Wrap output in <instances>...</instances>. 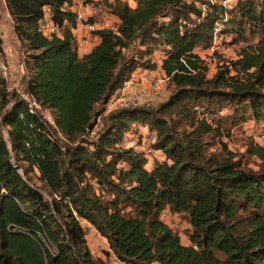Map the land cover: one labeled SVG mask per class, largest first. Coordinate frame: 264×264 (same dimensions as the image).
<instances>
[{
  "label": "trees",
  "instance_id": "obj_1",
  "mask_svg": "<svg viewBox=\"0 0 264 264\" xmlns=\"http://www.w3.org/2000/svg\"><path fill=\"white\" fill-rule=\"evenodd\" d=\"M98 1L119 24L92 32L98 43L78 57L70 32L74 14L64 8L72 0H4L25 48L21 87L50 113L53 127L0 78V264H100L90 255L81 220L125 264H264V127L263 144L247 146L259 169H243L229 152H207L203 138L222 130L197 113L229 106L230 126L248 119L264 125V62L251 77L244 72L237 79L223 66L208 78L193 52L210 46L216 27L223 36L242 40L246 32L264 43V0H234L227 10L218 0H132L133 8ZM44 7L62 27L59 36L37 29ZM135 40L163 51L160 69L173 90L155 106L111 111L91 135L100 105L129 74L155 68L148 59L123 61ZM237 64L249 68L243 60ZM134 125L154 133L152 148L163 161L145 168L144 155L120 144ZM48 128L63 140H50ZM30 169L41 187L28 179ZM165 206L186 214L187 245L158 218Z\"/></svg>",
  "mask_w": 264,
  "mask_h": 264
},
{
  "label": "rangeland",
  "instance_id": "obj_2",
  "mask_svg": "<svg viewBox=\"0 0 264 264\" xmlns=\"http://www.w3.org/2000/svg\"><path fill=\"white\" fill-rule=\"evenodd\" d=\"M121 1H126L130 8L135 6V3L132 0ZM201 1L206 0H196L197 4ZM94 4L96 8V11L94 12L95 16L105 19L107 17L109 18L110 14L103 9V5L98 0H95ZM163 12L167 13L168 10L166 9ZM110 21L111 23H109ZM110 21L107 23V27L103 28H111L115 30L117 27L116 23H114L112 20ZM220 36L221 39L220 41L217 40V46H214L213 48L210 46L207 48H199L193 51L206 64V77H211L217 68H222L223 66H227L229 68L231 75L237 74V79L240 78V75L244 72H247L249 77H251L256 71L257 65H259L261 62H264V43L262 42L258 44V38H251L246 32L245 38L242 40H237L236 35L233 33L226 34L224 36L220 34ZM0 38L2 40L3 55H12L16 58V61L19 60L21 56H24V44L17 40L12 30V22L7 15L4 0H0ZM148 49H150L149 52L147 51ZM130 57L141 58L142 60L148 59L156 66H160L163 57V51L156 46H152L150 43L139 45L138 41L135 40L124 52L123 61L128 60ZM239 60L247 62L249 64V68L243 71L239 66L240 64L233 66V62ZM261 72L260 88L261 91L264 92V63ZM21 76L22 75H20L18 72L15 73V84H18L19 88L21 86ZM157 77H160L161 79L157 87H152L151 82H143L142 86L149 87L150 91L147 96L148 99L146 103H143L142 105L155 106L159 102L165 100L173 90L172 84L168 78L165 77L162 71L160 73L158 70H152L150 72V78L155 79ZM206 110V112H203V109L198 108L197 113L202 112V115L207 118V122L209 124H211L213 127H219V129L222 130V135L219 137L214 136L211 138L210 135H207L203 138L206 142L207 152H212L218 156H223L226 152H229L232 154L233 160L239 167L243 169L258 170L259 161L254 156H251L247 153V146L249 143L258 145L263 144V123L261 121L248 119L243 123L230 126L226 121V119L232 113V110L229 106H224L222 108L211 106V108ZM141 126L142 125H140V127ZM139 128L136 127V130L132 134L130 133L129 136H127V133H124L122 136L123 141L121 140L122 145L126 146L128 143H130L129 141H131V146L136 152L146 156L147 160L149 159L150 162L152 160L155 161V158L160 155L162 156V154L161 151L154 152L152 148L153 143L148 141L149 134L152 131H149L148 129L142 134ZM225 130L228 131V136L225 135ZM221 143H224V150ZM150 166L145 165L144 167L149 168ZM26 175L34 186L38 188L41 187V184L38 181L37 172L30 169L27 171ZM128 210L131 211L128 208H126L125 211L129 212ZM158 218L167 224L178 235L179 240L183 245L188 244V234L190 228L186 214L174 213L169 209V207L165 206L158 213ZM80 224L83 228L86 245L89 249L91 257L100 262V264H110L113 256L106 251L107 244L105 239L98 235L93 227L87 224L85 221L81 220ZM91 230L96 232L95 237H92Z\"/></svg>",
  "mask_w": 264,
  "mask_h": 264
},
{
  "label": "built area",
  "instance_id": "obj_3",
  "mask_svg": "<svg viewBox=\"0 0 264 264\" xmlns=\"http://www.w3.org/2000/svg\"><path fill=\"white\" fill-rule=\"evenodd\" d=\"M234 0H218V3L221 4L226 10L229 8V4ZM95 0L91 2H86L84 0H72V2L69 5H65L64 8L71 13L74 14V27L70 28V32L73 35L74 38V45L75 48L78 47L79 41L83 39V34H80V36H76L77 31L80 30V32H85L86 34H91L96 29L94 23H89L88 18L93 15V13L96 11ZM37 29L43 34V35H55L59 36L62 30V27L58 26L55 22H53L50 10L48 7L43 8L42 16L37 21ZM219 28H214L213 31V40L210 44V47L213 48L214 46H217V40L220 41V34H219ZM199 48H195L193 51L197 50ZM163 58V57H162ZM18 72L20 75L24 73V64L22 61L18 63L17 65ZM160 68V67H159ZM155 70L156 65H155ZM154 69H147L142 67H136L130 74L128 79L122 84V86L116 90L114 93H112L101 105H100V111L96 114V116L93 118V126L90 131V134L92 135L102 124V121L104 117L110 113L111 111L118 109V108H125V107H134L142 105L143 103H146L148 99V94L150 91L149 87H143V82L149 83L151 82L152 87H157L160 82V77H157L155 79L150 78V72ZM161 73V69L158 70ZM163 72V71H162ZM162 75V74H161ZM13 75L10 71L9 65L7 61L5 60L4 56L0 55V78L4 79L7 82V89L8 90H14L15 93L18 95L19 99H21L25 104L30 113H39L42 120H44L46 123L50 124L53 127V121L50 113L46 110H42L36 100L29 94L25 93L20 86L18 87V84H13ZM164 77V76H163ZM166 77V76H165ZM21 78V77H20ZM167 78V77H166ZM152 106V105H151ZM145 127V126H143ZM146 128V127H145ZM49 129V128H48ZM133 126L130 127L128 131H126L127 134L132 133ZM48 138L54 139L59 138L63 140L61 134L54 130L53 128H50L47 134ZM123 141V140H122ZM148 141L151 143L155 142V136L154 133L151 132L149 134ZM122 145V142L120 143ZM123 147H126L125 145H122ZM132 147V146H129ZM155 149H153L154 151ZM160 151V150H159ZM3 193V189L0 188V195ZM92 237L96 235V232L94 230H91ZM107 244V243H106ZM106 251L112 255L110 249L106 248ZM113 256V255H112ZM113 263L114 264H125L123 262L118 261L113 256Z\"/></svg>",
  "mask_w": 264,
  "mask_h": 264
},
{
  "label": "crops",
  "instance_id": "obj_4",
  "mask_svg": "<svg viewBox=\"0 0 264 264\" xmlns=\"http://www.w3.org/2000/svg\"><path fill=\"white\" fill-rule=\"evenodd\" d=\"M95 13H93V17L91 16V17H89L88 18V22L89 23H94L95 24V27H96V29H101V28H103V27H107V23L110 21V20H112L114 23H116V25H118L119 24V20L117 19V17L116 16H114V15H112V14H110V16H109V18L107 19H105V18H101V17H97V16H95L94 15ZM8 15V14H7ZM109 23H111V21L109 22ZM80 34H83V39L82 40H80L79 42V45H78V47L76 48V53H77V56L78 57H81V56H83L84 54H86V53H88L92 48H93V46H95L97 43H98V41H99V39H98V37H97V35L96 34H93V33H91V34H86L85 32H80V30L79 31H77V34H76V36L78 37V36H80ZM6 59V61H7V63H8V65H9V68H10V71L12 72V75L14 76L13 78V86L15 85V73H17L18 72V68H17V65H18V63H20L21 62V57L19 58V60H17L16 61V58L15 57H13L12 55H7L6 54V56L5 55H3ZM160 66L159 65H157L156 66V69H160L159 68ZM19 73V72H18ZM137 128H139L140 127V125H135ZM135 126H133V132L136 130V127ZM140 132L143 134V133H145V131H147L148 129L147 128H145V127H143V126H141L140 128ZM132 132V133H133ZM131 133V134H132ZM151 133V132H150ZM130 135V133L129 134H127V136H129ZM129 140H130V138H129ZM130 143H128L127 145H126V147H129V146H131V141H129ZM156 151H159V150H154V152H156ZM161 154H162V156L160 155V156H157L156 158H155V161H163L164 160V155H163V153L161 152ZM144 157H146V156H144ZM153 161L154 160H152L151 162H150V160L148 159L147 160V157H146V164L145 165H148V166H150L151 165V163H153ZM151 167V166H150ZM110 264H114L113 263V258H112V260H111V262H110Z\"/></svg>",
  "mask_w": 264,
  "mask_h": 264
},
{
  "label": "water",
  "instance_id": "obj_5",
  "mask_svg": "<svg viewBox=\"0 0 264 264\" xmlns=\"http://www.w3.org/2000/svg\"><path fill=\"white\" fill-rule=\"evenodd\" d=\"M14 168H15L16 170H18V166L15 165Z\"/></svg>",
  "mask_w": 264,
  "mask_h": 264
}]
</instances>
